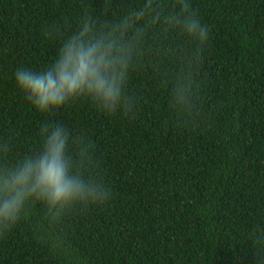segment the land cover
I'll use <instances>...</instances> for the list:
<instances>
[{
	"label": "trees",
	"instance_id": "obj_1",
	"mask_svg": "<svg viewBox=\"0 0 264 264\" xmlns=\"http://www.w3.org/2000/svg\"><path fill=\"white\" fill-rule=\"evenodd\" d=\"M146 0H0V168L36 151L59 123L91 150L107 200L52 216L39 204L0 232V264H264V0H189L208 28L201 61L157 25L128 82L131 109L86 99L48 116L15 84L51 64L58 40L91 13ZM172 4L175 0H164ZM192 82L191 112L169 88ZM78 162V161H77Z\"/></svg>",
	"mask_w": 264,
	"mask_h": 264
},
{
	"label": "clouds",
	"instance_id": "obj_2",
	"mask_svg": "<svg viewBox=\"0 0 264 264\" xmlns=\"http://www.w3.org/2000/svg\"><path fill=\"white\" fill-rule=\"evenodd\" d=\"M107 17L104 24L84 13L79 24L58 40L51 64L40 70L20 68L15 84L30 106L48 116L86 99L105 114L131 109L128 82L144 35L163 24L171 34L191 45L193 63L201 61L209 39L208 28L192 10L189 0H146ZM171 105L191 112L192 82L178 79L169 89ZM90 148L69 134L65 126L49 123L41 130L39 148L0 168V232L10 231L25 219L33 204L57 216L80 207L104 203L108 191L96 172ZM78 161V162H77ZM256 240L264 242V228Z\"/></svg>",
	"mask_w": 264,
	"mask_h": 264
}]
</instances>
